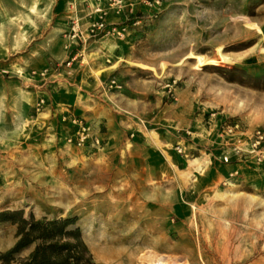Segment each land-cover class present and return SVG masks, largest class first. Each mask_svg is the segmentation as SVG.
I'll return each mask as SVG.
<instances>
[{"label": "rangeland", "instance_id": "obj_1", "mask_svg": "<svg viewBox=\"0 0 264 264\" xmlns=\"http://www.w3.org/2000/svg\"><path fill=\"white\" fill-rule=\"evenodd\" d=\"M218 10L264 28V0H0V214L77 219L97 264H147V250L182 264H264V161L236 154L264 128V61L162 77L121 63L96 75L120 58L158 65L229 41L236 29ZM102 15L104 30L88 37ZM62 103L103 124L104 153L59 144ZM17 241V225L0 221V256Z\"/></svg>", "mask_w": 264, "mask_h": 264}, {"label": "bare ground", "instance_id": "obj_2", "mask_svg": "<svg viewBox=\"0 0 264 264\" xmlns=\"http://www.w3.org/2000/svg\"><path fill=\"white\" fill-rule=\"evenodd\" d=\"M31 9L35 11L37 9V4H34ZM215 12V16L225 17L233 25V28L236 29L235 32H232L234 35L229 41L220 43L216 47H193L189 51L180 55L178 59L174 61L163 59L158 65L131 58H120L114 65L106 66L101 70H97L96 75L100 76L104 72L116 69L121 63L141 67L151 71L157 77H162L171 66L180 67L182 65H191L193 69L203 71L209 66L236 68L264 61V28L248 16H242L224 10H218ZM224 32L225 31L219 32V35L222 36ZM14 70L22 74L24 78L31 79L30 75L24 73L22 70ZM192 162L198 164L199 167L203 169V165L199 158L193 159ZM232 187V189L223 191L221 195H234L235 192L233 189L237 188V185L232 183ZM251 198L255 197L251 195ZM141 258L147 262V264L183 263L182 260H179L168 253L155 250H147L141 255Z\"/></svg>", "mask_w": 264, "mask_h": 264}, {"label": "trees", "instance_id": "obj_3", "mask_svg": "<svg viewBox=\"0 0 264 264\" xmlns=\"http://www.w3.org/2000/svg\"><path fill=\"white\" fill-rule=\"evenodd\" d=\"M0 221L17 225L16 245L0 256L1 264H97L83 239L77 219L25 216L23 210H6ZM33 247L28 256L22 252Z\"/></svg>", "mask_w": 264, "mask_h": 264}, {"label": "built area", "instance_id": "obj_4", "mask_svg": "<svg viewBox=\"0 0 264 264\" xmlns=\"http://www.w3.org/2000/svg\"><path fill=\"white\" fill-rule=\"evenodd\" d=\"M102 11V9H98V12ZM103 16L104 15L101 16V20L91 24L90 29L87 30L88 37L97 36L102 30H104L106 24L103 21ZM73 32L74 35L72 37L76 38L79 34L78 28H73ZM71 47V43L65 45V49L68 51H70ZM75 60V57H71L69 60H67V67L71 68ZM48 71V69H45L43 72H41V75L44 79L46 78ZM33 75H37V72L34 71ZM116 83L117 82L115 80H112L109 85L111 88H113L114 85L121 87ZM46 104V99L41 98L37 104V110L41 111L42 107H44ZM57 127V130H55V136H57L56 138L59 139V144H62L65 149L80 150L85 156L88 157L100 156L107 149V137L102 123L90 121L85 117H81L73 113L72 111H65L61 112L60 122ZM228 127L230 132L234 130L233 126ZM254 138L255 139L252 140L251 149L249 151H245L244 154L240 155V150H236L238 162L249 158H254V156L255 158L253 160L256 163H261L264 161V151L262 149V146L264 145V128L257 130L254 134ZM179 151H181L180 148ZM224 160L226 163H228L230 157L228 155H224ZM238 175H240V169L230 172V178L236 179Z\"/></svg>", "mask_w": 264, "mask_h": 264}, {"label": "crops", "instance_id": "obj_5", "mask_svg": "<svg viewBox=\"0 0 264 264\" xmlns=\"http://www.w3.org/2000/svg\"><path fill=\"white\" fill-rule=\"evenodd\" d=\"M71 54L69 53V51L68 50H65V55H64V53H63V56H61V58L63 57L64 58V60H69L70 58H71ZM86 62V60L84 59V60H82V62H81V67L79 68V69H81V68H83L84 67V65H86V64H88L87 62ZM87 68V67H86ZM70 71H71V73H72V69H70ZM69 72V71H68ZM68 104V103H67ZM62 106H64L63 108H60V112H65V111H71V109L69 108V106H67L65 103H62ZM66 107V108H65ZM64 109H66V110H64ZM73 112V111H72ZM74 113V112H73ZM75 114H77V113H75ZM77 115H79V114H77ZM80 116V115H79ZM86 119H88V118H86ZM94 122V121H93ZM96 123H101V122H96ZM137 124L139 125V126H141V128L142 129H147V124H146V121L143 119V118H139V120H138V122H137ZM106 134V137H108V134L107 133H105ZM134 134V133H133ZM109 138V137H108ZM231 166H232V168H231V171L232 170H235V169H238V168H240V166H241V164L240 163H235V164H231Z\"/></svg>", "mask_w": 264, "mask_h": 264}]
</instances>
